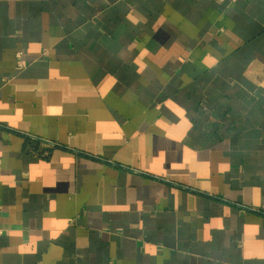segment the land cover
Returning a JSON list of instances; mask_svg holds the SVG:
<instances>
[{"label": "crops", "instance_id": "1", "mask_svg": "<svg viewBox=\"0 0 264 264\" xmlns=\"http://www.w3.org/2000/svg\"><path fill=\"white\" fill-rule=\"evenodd\" d=\"M0 264H264V0H0Z\"/></svg>", "mask_w": 264, "mask_h": 264}, {"label": "built area", "instance_id": "2", "mask_svg": "<svg viewBox=\"0 0 264 264\" xmlns=\"http://www.w3.org/2000/svg\"><path fill=\"white\" fill-rule=\"evenodd\" d=\"M218 1H224V0H218ZM231 1L233 2V1H236V0H231ZM19 65H20V66L23 65V62H22L21 60L19 61Z\"/></svg>", "mask_w": 264, "mask_h": 264}]
</instances>
